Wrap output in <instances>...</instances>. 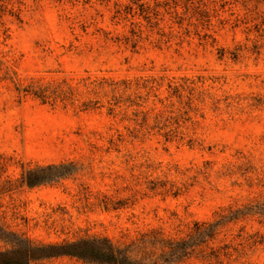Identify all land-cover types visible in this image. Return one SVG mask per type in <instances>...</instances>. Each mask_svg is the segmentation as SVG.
Listing matches in <instances>:
<instances>
[{
	"label": "rangeland",
	"instance_id": "obj_1",
	"mask_svg": "<svg viewBox=\"0 0 264 264\" xmlns=\"http://www.w3.org/2000/svg\"><path fill=\"white\" fill-rule=\"evenodd\" d=\"M0 225V251L264 264V0H0Z\"/></svg>",
	"mask_w": 264,
	"mask_h": 264
},
{
	"label": "trees",
	"instance_id": "obj_2",
	"mask_svg": "<svg viewBox=\"0 0 264 264\" xmlns=\"http://www.w3.org/2000/svg\"><path fill=\"white\" fill-rule=\"evenodd\" d=\"M28 185H33L30 179L26 180ZM219 224V221H213L209 223H194L193 234L197 237L212 238L213 228ZM5 231L0 225V239L6 238ZM204 240H200V243H204ZM160 247L161 252H167L171 256H178L180 259L187 253V249L190 247L188 239L179 241H165ZM16 246V244H15ZM59 247V252L49 253L45 252L43 246H31L29 243L20 249L15 247L10 251H0V264H29V262L48 258L56 255H66L77 258L88 264H157V261L153 258L146 257L145 259H134L131 257V250L128 247H118L113 245L108 240L102 238L81 239L78 241L62 244ZM50 248V246L48 247ZM167 249V251H164ZM161 253V254H163ZM176 258V259H177ZM164 261H166L164 259Z\"/></svg>",
	"mask_w": 264,
	"mask_h": 264
}]
</instances>
